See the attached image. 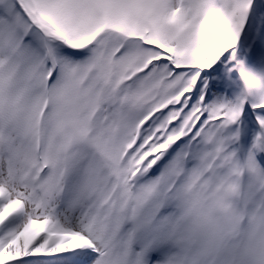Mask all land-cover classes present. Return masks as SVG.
Segmentation results:
<instances>
[{
    "label": "snow or ice",
    "instance_id": "6c2138e0",
    "mask_svg": "<svg viewBox=\"0 0 264 264\" xmlns=\"http://www.w3.org/2000/svg\"><path fill=\"white\" fill-rule=\"evenodd\" d=\"M0 264H264V0H0Z\"/></svg>",
    "mask_w": 264,
    "mask_h": 264
}]
</instances>
